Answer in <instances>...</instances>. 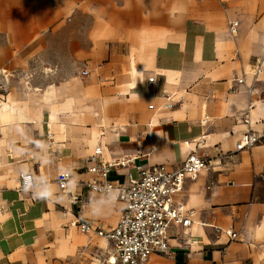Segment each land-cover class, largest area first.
I'll return each mask as SVG.
<instances>
[{
    "label": "crops",
    "instance_id": "0c3cea01",
    "mask_svg": "<svg viewBox=\"0 0 264 264\" xmlns=\"http://www.w3.org/2000/svg\"><path fill=\"white\" fill-rule=\"evenodd\" d=\"M1 71L12 77L0 88V264H121L73 225L121 218L123 203L83 185L99 148L133 160L112 172L119 182L210 157L175 196L192 224L171 228L170 253L148 264H264V143L237 150L250 101L251 129L264 130V0H0ZM22 172L32 189L19 190Z\"/></svg>",
    "mask_w": 264,
    "mask_h": 264
},
{
    "label": "built area",
    "instance_id": "2783aa9c",
    "mask_svg": "<svg viewBox=\"0 0 264 264\" xmlns=\"http://www.w3.org/2000/svg\"><path fill=\"white\" fill-rule=\"evenodd\" d=\"M238 22L231 24L230 30L236 33ZM263 73L260 63L256 69V80ZM83 76L88 71L82 72ZM12 77L7 71L0 72V88L8 89ZM255 80V81H256ZM244 83L245 79H239ZM249 93L253 94L250 86ZM264 99V90L257 93ZM256 102L250 101L243 117L247 131L243 139L237 144V150L252 148L264 143V130L255 132L251 129V113ZM170 107L171 105H166ZM153 109V106H150ZM49 144L53 143V135H48ZM205 136L195 141L197 148L203 147ZM189 146L191 142L186 141ZM103 151L97 149L88 157L84 166L89 179L83 183L84 187L92 192L110 198L114 202L124 204L119 222L111 228H106L98 221L79 219L73 223L81 233L97 236L110 241L114 255L121 264H148L154 254L166 255L170 253L169 235L173 227H188L192 224L194 211L183 203L177 202L175 196L180 193L187 179H195L197 175L210 168V157L207 153H190L177 170H169L164 165L149 169L137 167L138 177L129 174L128 182H119L111 179V174L117 167H124L133 163L132 159L106 162L102 159ZM72 173L61 171L56 183L62 191H67L72 183ZM41 183H46L42 179ZM36 185L34 175L27 172L19 174V190L27 191ZM72 195V194H71ZM73 201H78L75 197ZM230 240H237L239 234L231 229L223 231Z\"/></svg>",
    "mask_w": 264,
    "mask_h": 264
},
{
    "label": "bare ground",
    "instance_id": "6f19581e",
    "mask_svg": "<svg viewBox=\"0 0 264 264\" xmlns=\"http://www.w3.org/2000/svg\"><path fill=\"white\" fill-rule=\"evenodd\" d=\"M111 260H112V262L117 261L116 257H114V256H112Z\"/></svg>",
    "mask_w": 264,
    "mask_h": 264
},
{
    "label": "clouds",
    "instance_id": "9594fccd",
    "mask_svg": "<svg viewBox=\"0 0 264 264\" xmlns=\"http://www.w3.org/2000/svg\"><path fill=\"white\" fill-rule=\"evenodd\" d=\"M42 197H44V196H47V195H49L48 193H41L40 194Z\"/></svg>",
    "mask_w": 264,
    "mask_h": 264
}]
</instances>
